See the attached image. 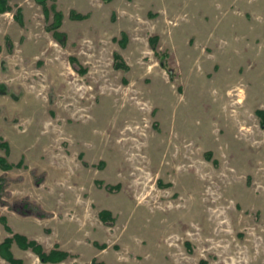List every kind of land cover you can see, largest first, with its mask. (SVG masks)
<instances>
[{"label": "rangeland", "instance_id": "obj_1", "mask_svg": "<svg viewBox=\"0 0 264 264\" xmlns=\"http://www.w3.org/2000/svg\"><path fill=\"white\" fill-rule=\"evenodd\" d=\"M9 6L0 244L6 218L69 253L28 264H264V0Z\"/></svg>", "mask_w": 264, "mask_h": 264}, {"label": "trees", "instance_id": "obj_2", "mask_svg": "<svg viewBox=\"0 0 264 264\" xmlns=\"http://www.w3.org/2000/svg\"><path fill=\"white\" fill-rule=\"evenodd\" d=\"M44 9L46 15L50 14L48 1L49 0H36ZM52 9L54 10V21L53 24L49 27L53 30L54 37L58 40L61 44L65 43L66 34L64 32L59 31V28L62 26L63 21V14L62 12L56 10V6L52 5ZM10 10L9 0H0V12L4 13ZM20 10L18 11V14ZM71 17L74 19H83L85 16L82 14L76 13L74 10L71 12ZM21 21V18H19ZM119 55L116 56V59H119ZM118 67H121L119 63L117 64ZM257 114L262 118L263 126H264V110H257ZM0 149H5L7 152L9 151V145L6 141L0 140ZM21 164H18L20 166ZM0 167L4 170H10L14 167V165L7 162L5 157L0 156ZM112 188H110L111 190ZM110 212L102 211L101 218L107 222L110 218ZM3 222L5 223L6 230L11 233V236H8L4 239L3 242L0 244V255L3 259H5L10 264H28L22 258H18L14 255L12 251V246L17 244L23 250H31L35 253L42 262L44 263H58L64 261L68 256L69 253L60 249V247L56 244L53 249L49 252L44 249V246L35 239H30L26 235L12 232L11 228L7 225L6 218H2ZM92 264H104L103 262H97L96 260Z\"/></svg>", "mask_w": 264, "mask_h": 264}, {"label": "bare ground", "instance_id": "obj_3", "mask_svg": "<svg viewBox=\"0 0 264 264\" xmlns=\"http://www.w3.org/2000/svg\"><path fill=\"white\" fill-rule=\"evenodd\" d=\"M120 146V145H119ZM124 146V145H123ZM122 147V146H121ZM119 149H121V148H119ZM121 152V151H120Z\"/></svg>", "mask_w": 264, "mask_h": 264}]
</instances>
